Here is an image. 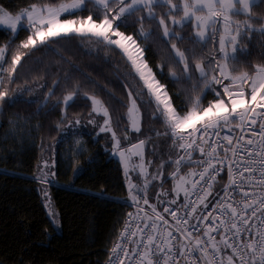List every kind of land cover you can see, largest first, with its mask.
Listing matches in <instances>:
<instances>
[{
	"label": "snow or ice",
	"instance_id": "1",
	"mask_svg": "<svg viewBox=\"0 0 264 264\" xmlns=\"http://www.w3.org/2000/svg\"><path fill=\"white\" fill-rule=\"evenodd\" d=\"M89 4L99 13L96 19L91 13L80 14ZM255 4L256 0H37L16 14L0 8V28L9 34L16 33L18 27L29 31L18 48L32 49L51 39L73 35L95 37L119 48L154 98L155 114L168 129L163 135L174 137L173 147L183 150L174 159L161 158L155 175L144 173L141 150L150 138L133 143L134 153L128 147L122 149L108 107L98 97L83 93L91 102L89 116L94 113L103 117L100 124L94 118L87 123L99 127L100 132L111 133L113 154L122 161L139 156L137 167L141 170L139 175L144 176L139 183L129 179L128 197L135 211L127 214L123 230L109 250L107 264H264V64L256 66L253 73L229 70V62L236 60L242 25L249 30L243 33L247 36L256 23L251 15ZM160 9L166 11L161 13ZM66 13L68 16L61 19ZM73 13L75 18H70ZM239 13L247 19L237 20ZM133 17L140 25L135 35L141 43L155 35L146 32L144 24L156 25L174 53L176 64L182 65L184 79L199 92L190 98L186 109L176 110L165 86L144 60V49L137 38L120 30ZM259 23V30L264 33V19ZM186 27L192 30L189 42L205 47L218 45L217 54L206 63L203 56L197 60L186 54L189 50L177 46V40L183 43L186 39L179 35ZM25 54L16 51L9 57L8 45H0V104L13 100L6 82L16 83L17 66ZM171 76L174 84L181 82L176 72ZM205 92L214 97L207 105L202 99ZM77 95V89L66 90L62 100L52 105L62 110L58 130L62 125L71 129L81 123L67 116ZM54 96L53 91L47 93V97ZM128 96L129 120L133 131L140 132L133 117L139 111L137 101L131 92ZM47 104L46 99L42 108ZM225 131L228 134H223ZM76 148L83 152L79 141ZM196 152L205 159H194ZM165 163L174 166L171 175L179 180L175 187L177 196L161 199L168 195L161 191L156 194V203L150 204L149 183L163 177ZM47 167L45 161L44 168ZM182 167L190 169L187 176L180 175ZM44 168L37 179L47 185L49 177L56 173L45 172ZM225 170L226 182L221 175ZM217 184L220 187L215 189ZM181 191L183 200H179ZM44 195L47 199L46 192ZM141 204L151 211H145ZM159 205L163 207L158 208ZM49 216L58 224L55 212L50 211Z\"/></svg>",
	"mask_w": 264,
	"mask_h": 264
},
{
	"label": "trees",
	"instance_id": "2",
	"mask_svg": "<svg viewBox=\"0 0 264 264\" xmlns=\"http://www.w3.org/2000/svg\"><path fill=\"white\" fill-rule=\"evenodd\" d=\"M34 2L37 0H0V6L16 14ZM90 13L94 19L99 15L91 4L80 12L82 16ZM251 15L256 21L253 29H260L264 0L253 6ZM139 27L133 17L120 30L137 38ZM144 30L155 33L143 43L137 38L145 60L175 108L186 109L190 98L199 92L184 79L182 65L176 64L156 25L145 23ZM244 32L236 60L229 62L230 70L253 73L256 66L264 64V33L252 30L244 36ZM28 35L24 28L16 35L0 28V45H8L9 57L16 51L27 53L17 66L16 83L6 82L9 97L15 102L0 104V264H103L129 208L124 170L112 156L111 138L93 133L77 137L74 127L64 125L58 130L62 110L52 105L62 100L66 90L77 89L67 116L71 121L88 118L91 102L83 93L94 95L108 107L116 134H127L131 92L139 99L144 128L153 135L163 132V125L155 117L152 103L145 101L140 79L118 48L76 35L51 39L32 49L18 48ZM179 35L186 39L183 43L177 40V46L189 50L188 56L197 60L203 56L206 63L213 53L217 54L218 45L205 47L189 42L191 28L186 27ZM173 71L181 78L179 84L173 82ZM49 91L55 96L47 97ZM213 98L210 92L202 97L205 105ZM46 99L48 104L42 108ZM77 141L83 152L76 148ZM56 144V175L41 189L36 179L41 156L51 154ZM151 191H156L153 182L148 187ZM45 192L58 224L49 216Z\"/></svg>",
	"mask_w": 264,
	"mask_h": 264
},
{
	"label": "rangeland",
	"instance_id": "3",
	"mask_svg": "<svg viewBox=\"0 0 264 264\" xmlns=\"http://www.w3.org/2000/svg\"><path fill=\"white\" fill-rule=\"evenodd\" d=\"M258 1L256 0V3ZM0 8L4 9L1 6H0ZM74 14L75 13H73L72 15H74ZM67 16H68V14L66 13L64 16L61 17V19H64ZM70 18H75V17L72 16ZM21 28H23V27H18V31L16 33H13V34L16 35ZM2 29H4V28H2ZM84 38H88V39L99 41L95 37H84ZM236 54H237V52L235 53V56H236ZM213 55H216V54L213 53ZM123 56L126 59V62L128 63V65H130V67L132 68L131 62L127 59V57L124 54H123ZM144 60H145V57H144ZM149 68H150V66H149ZM230 68H231V66L229 64V70H230ZM132 70L134 71L135 75H137V77L140 79L139 75L135 72V70L133 68H132ZM155 77H156V75H155ZM156 79H157V77H156ZM140 81H141L142 86L144 88L143 90H145V93H146L145 101L147 103H152L153 107L155 108L154 98L148 94V89L144 86L143 80L140 79ZM217 87H219V86H217ZM165 91H167V90L165 89ZM132 98L136 99L137 107L139 109L138 112H134L133 113V117L135 119V123L137 124V126L140 127V132L133 131L131 122L129 120V126H128L129 127V133H127V134H117V137L121 140L122 149L124 147H128V148L131 149V145L133 143H138L140 139H144L145 137H149L150 139L147 140L145 148L141 150L142 153H143V156H144V161L143 162L146 165V167L144 168V173H146L148 175H155L156 174V169L158 168L159 163L161 162V158H163L164 160H167L169 158V156H171L174 159V158H176V156L178 154H181V149L173 147L172 140L174 139V137L163 135V133H165V131H168V129H166V126H165L164 122L161 119L157 118V114H155V117L163 125V129H162L163 132H161L159 130L157 133H160V135H156L155 132L152 135V133L149 132V129L144 128V123H143V120H142V112H141V106H140V103H139V99L136 98L133 94H132ZM171 101H172V99H171ZM172 104H173V102H172ZM130 106H131V101H130ZM173 106H174V104H173ZM93 118L97 121V124H100L102 122V120H103V117L96 116L94 113L92 114V116H89L88 118L79 119L81 121V123L79 125H75L74 126V130L77 133L76 134L77 137H81L83 134H86V133H93V134H96V135H102V136H104L107 139L111 138V133L110 132H100L99 131V127L87 123V121L89 119H93ZM128 119H129V116H128ZM110 143L113 146V143H114L113 140ZM57 144H58V142H57ZM57 144L53 145L54 150H53V152L51 154L45 153V154H43L41 156V163H40L39 172H38L37 177L42 174L41 173V169L44 168V162L45 161L48 162V167L44 168V171L45 172L54 171V156H53V154H54V152L56 150ZM113 151H114V149L112 147L111 148L112 156L115 159L119 160V162L121 163V165L123 167V170H124L125 177H127L126 178V182H127L128 188H129V179L131 180L132 183H139L140 181H143L144 176L143 175H139L141 170H140L139 167H137V165L140 163V157L133 155V156H131L130 159H126L125 161H122L118 155L113 154ZM131 151L134 153L136 151V149H131ZM126 165H127V169H126ZM173 170H174V166H172L170 163H165L164 164V168H163V172H164L163 177L161 179H158V180L150 182V183L153 182L155 187H156V191H151V192L147 193V196H148V198H149V200L151 202L156 203V198H155L156 194L160 193L161 191L168 193L167 196H161V199H165L166 200V199L176 198L177 193L175 191V187L179 183V180L178 179H174L172 177L171 173L173 172ZM188 171H190V169H188L186 167H182L180 175L187 176ZM53 178L54 177H49V181L50 180L52 181ZM187 178L189 180H191L192 177H187ZM150 183H149V185H150ZM160 185L163 186L162 189H161ZM187 187L189 189H191V185L190 184H188ZM41 189H43L42 188V184H41ZM183 197H184V193H183V191H181L179 193V200H183ZM44 201L46 202L48 213L50 211L51 212H55V208L53 206V203L50 202V204H49L50 200H48L46 198H45ZM55 214H56V212H55ZM56 218H57V214L55 216V220H56Z\"/></svg>",
	"mask_w": 264,
	"mask_h": 264
},
{
	"label": "built area",
	"instance_id": "4",
	"mask_svg": "<svg viewBox=\"0 0 264 264\" xmlns=\"http://www.w3.org/2000/svg\"><path fill=\"white\" fill-rule=\"evenodd\" d=\"M223 134H228V133H227V131H225ZM182 153H183V150L181 149V154H182ZM193 157H194V159H205L204 157H200V155H199L198 152L193 153ZM218 166H219V165H218ZM199 170H200V169H196V171H199ZM221 175L225 177V182H226V176H227V172H226V170H225L224 172H222ZM191 179H198V177H192ZM217 180L219 181V180H220V177H217ZM200 184L202 185L203 182L201 181ZM219 187H220L219 184L215 185V189H218ZM215 189H214V190H215ZM148 199H149V198H148ZM192 199H195V196H193ZM209 199L211 200L212 197H209ZM149 203L152 204L153 202H151V201L149 200ZM127 205L129 206V208H128L127 211H126V214H125V217H124V221H123V225H122V227H121V229H120V231H119V233H118L117 238L119 237L121 231L123 230L124 222H125V220L127 219V214H128L129 212H134V211H135V209L131 206V202H130V201L127 202ZM141 207H143V208L145 209V211H148V212L151 211V209L148 208L147 205H143V204H141ZM162 207H163V205H159V206H158V208H162ZM173 207H174V206H173ZM180 214L183 215L182 212H181ZM165 217H166V219L171 220L170 216H168L167 214H165ZM133 222H135V220H134ZM117 238L115 239L114 243L117 241ZM111 247H112V246H111ZM108 255H109V254H108ZM107 262H108V257H107L106 261H105L103 264H107Z\"/></svg>",
	"mask_w": 264,
	"mask_h": 264
},
{
	"label": "crops",
	"instance_id": "5",
	"mask_svg": "<svg viewBox=\"0 0 264 264\" xmlns=\"http://www.w3.org/2000/svg\"><path fill=\"white\" fill-rule=\"evenodd\" d=\"M258 1V0H257ZM260 1V0H259ZM258 1V2H259ZM241 16H245V14H243V13H239L238 15H237V17H236V19L237 20H239V21H243V20H245L244 18H242ZM253 30H257L258 32H260V30L259 29H253ZM241 37V36H240ZM240 37H238V45H237V50H238V48H239V40H240ZM229 52H230V54H231V50L229 49ZM237 52V51H236ZM235 55V54H234Z\"/></svg>",
	"mask_w": 264,
	"mask_h": 264
}]
</instances>
